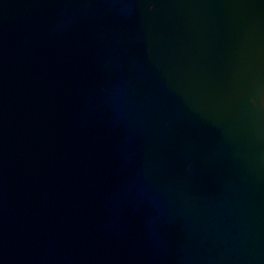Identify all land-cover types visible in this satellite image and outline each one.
Instances as JSON below:
<instances>
[{
	"label": "water",
	"instance_id": "water-1",
	"mask_svg": "<svg viewBox=\"0 0 264 264\" xmlns=\"http://www.w3.org/2000/svg\"><path fill=\"white\" fill-rule=\"evenodd\" d=\"M0 264H264V0H0Z\"/></svg>",
	"mask_w": 264,
	"mask_h": 264
}]
</instances>
